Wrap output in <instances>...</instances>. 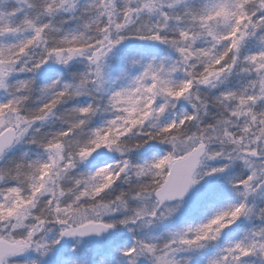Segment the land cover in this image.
<instances>
[{"label": "snow or ice", "instance_id": "snow-or-ice-1", "mask_svg": "<svg viewBox=\"0 0 264 264\" xmlns=\"http://www.w3.org/2000/svg\"><path fill=\"white\" fill-rule=\"evenodd\" d=\"M0 264H264V0H0Z\"/></svg>", "mask_w": 264, "mask_h": 264}]
</instances>
